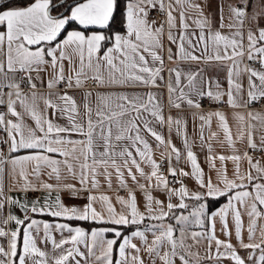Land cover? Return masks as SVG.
I'll use <instances>...</instances> for the list:
<instances>
[{
  "label": "crops",
  "instance_id": "0c3cea01",
  "mask_svg": "<svg viewBox=\"0 0 264 264\" xmlns=\"http://www.w3.org/2000/svg\"><path fill=\"white\" fill-rule=\"evenodd\" d=\"M34 2V0L32 1ZM30 2V3H32ZM51 2V0H50ZM84 0H80L76 3H82ZM137 2V0H132ZM164 4L163 11L160 8V0H152L151 3H144L141 7L148 13L151 9H157L160 13L165 15L164 24L153 23L146 16L147 23L151 26L153 33L155 29L162 27V32L157 35L158 45L153 46L152 50L161 57L163 63L160 61H153L148 53H142L148 61V66L153 69L159 68V75L155 78V84L145 85L139 81L126 80L119 72H113L112 69L103 60L99 61L100 68L97 70L95 65L97 61L93 60V67L91 69L85 67L84 72L87 78L81 77L83 84L81 87L75 86V73L80 70V61L78 56L74 55L71 49H67L68 55L71 57V63L68 59L63 60L64 77L68 78L72 76V87L62 88L61 82L57 83L55 87L49 89L47 87L48 81L53 78L54 72L59 71V65L57 69H53L50 65L51 58L45 56L46 63L41 65L40 71H33L30 73L32 76V83L35 84V88H31L27 80L26 73L16 72L8 73L10 78H14L20 83V91L28 103L31 104V96L35 92L37 96L36 108L39 112L46 116V118L52 122L55 126L71 128V123L68 119L69 113H61L59 108L65 107L64 103L57 97L58 95H64L65 93L72 97L77 106V114L74 115V120L77 124L83 125L85 131H87L88 117L85 115L84 103L85 93H91L88 97V105L92 109L91 119L93 122L97 120V110H102L106 114H110V111H120L117 105L127 103L117 99L119 96H126L129 100L134 97L140 99L136 101L139 103H147V96L151 93L155 97L156 110L163 116L164 122L161 124L153 116L147 112H141L143 119L148 121V126L156 133L163 137L164 143L161 144L155 140L147 131L144 130L143 124L140 120L136 123L140 127L141 137L149 144L151 149L152 160L155 163L164 157L168 162V175L158 174L167 181V186L159 184L155 177L151 180L147 177L151 174V165L146 161H142L139 156L136 155L135 148L131 145V142L127 139L123 141H115L112 143L116 145L115 151L119 152L124 147H127L129 151L133 153V158L140 164L144 176H141L134 166L129 164L132 173L135 175L136 180L133 181L128 175V170L123 165V159L119 156L115 157L116 163L121 165V172L123 173V179L125 181L124 187L119 183L116 176L115 169L108 167L107 172L110 174L109 180L105 178V168L103 165H96L97 182L96 187L92 186V169L91 167L86 170L87 182L81 184V164L84 163L83 146L76 145V152L72 153V145H53V147L63 148L70 154L65 157L57 152L46 153L42 149H27L18 148L16 151L10 150L11 140L8 136L6 128L9 120L22 123L24 127V134L27 136V129H35L34 121L28 116L24 109L20 106L19 101L15 104V109L20 113V121L17 118L11 116L7 112V101L9 91H14L7 87L3 88L4 95L0 97L4 103L0 104V114L4 116V125H0V231H3L5 235H0V249H3V253H0V264H21L20 257H24V264H55V261L62 255H67L69 249H73V253L64 264H104L103 261L96 259L101 254L100 246L94 245L92 240V232L103 231V239L105 241L115 239L117 243L113 245L112 262L116 264V261H121V264H138L133 257L138 256L139 261L143 264H162L160 259L155 254L149 255L146 251V247L151 245L154 239L153 232L159 234V225H170L174 230V238L177 241V255L171 257L173 264H182L181 256L188 261V264H234V261L230 258L231 252L234 250L238 256L244 261V264H257V260L261 255V248H264V237H262L261 230L264 229V215L260 217H252L255 220V229L252 239L249 240V226L251 223L248 212L251 210L253 203L257 204V210L264 214V206L259 205L255 201V193L253 191L254 185H264V109H249L244 110L243 104L248 97L249 92V73L247 68H251L256 71L264 72V67H261L259 62L255 65V61H259L257 56L253 60L248 59V33L251 31L254 36L258 37L259 29L264 28V15H261V10L264 9V0H162ZM29 3V4H30ZM72 4L66 12L62 14H55L49 12L53 18H64L70 16ZM126 1L124 8V30L121 35H126ZM28 4V5H29ZM26 5V6H28ZM171 5V9H169ZM198 6V7H196ZM25 7V6H24ZM230 7H237L245 11V16L240 19L243 20L241 24L237 18L230 11ZM9 7L0 11H7ZM171 10L174 17V26L169 28L168 25V12ZM181 12L184 15V25L181 26ZM256 15V19H253V15ZM196 21H200L203 24V28L197 25ZM75 23L79 28L67 29L61 37H58L56 41L41 42L39 45L28 46L30 50L35 51L37 48H43L45 51L49 48L55 49L58 44H62L66 38L67 33L70 31H80L84 35L102 34L103 31L99 27L90 26L85 29L78 23L70 21L69 23ZM68 23V24H69ZM67 24V25H68ZM223 25V26H221ZM231 25V27H230ZM66 27V26H65ZM7 27L0 25V34H6ZM203 32L204 41H200V35ZM219 32L221 35L228 37L230 40L237 41V51L240 50V45H243V56H237L233 60H217L215 56L219 53L221 56L224 54L223 44L217 48L213 41L209 40L210 35H214ZM239 33V35H237ZM114 34L103 49H101L98 55H103V52L107 48L112 47L114 44ZM171 34L172 39H169ZM183 36V39L181 37ZM103 42V41H102ZM101 42V44H102ZM183 47V52H180V47ZM257 47L264 46V41L257 40ZM232 49L229 48L228 52L231 53ZM57 55L59 52L57 51ZM196 56L198 59L192 60L190 56ZM171 56V58H169ZM7 59V42L0 45V63H4L6 69ZM137 62L138 59H137ZM118 67L122 66L119 61H115ZM85 64H87V58H85ZM229 69H232V80L235 84H239L240 90L237 92L236 88H232V94L236 107H231L228 104L227 93L229 91L228 85V73ZM110 72L115 78V83L110 80ZM180 73V83H176V73ZM99 75L103 78V85H100L98 81L92 79L93 76ZM144 75V74H142ZM194 76L191 84H189L188 77ZM21 77H25L21 80ZM253 83L259 86V80L256 77H252ZM0 82L3 78H0ZM90 83L91 86L87 87L86 83ZM169 85H171L173 91L169 93ZM27 88L26 90H24ZM181 90L186 94L185 99L179 100ZM260 89L257 88L256 91ZM211 91L214 95L219 93L220 99L218 101L227 104V107L219 109H203L201 107H190L187 103L188 99L194 101V103L200 105V100L204 95ZM204 93L203 96L198 93ZM99 97L105 99H98ZM45 97L50 99L58 109L52 108L45 109L43 99ZM171 97V102H170ZM15 99V96H13ZM216 100V99H214ZM107 103L108 107L104 105ZM175 103H179L180 107L174 106ZM151 107V106H150ZM220 113L226 121L230 135L231 144L225 137L223 129L220 127V120L216 116V113ZM251 114V115H249ZM134 116L135 113H132ZM205 119L202 121L200 117ZM237 116H242L243 120L236 119ZM172 117L173 123L171 126L168 124V118ZM258 117V118H253ZM129 117L125 116L121 119L127 120ZM179 119L180 124L177 125L175 121ZM45 130L47 126L44 125ZM99 132V129H96ZM7 136V147L1 145V140L4 136ZM113 133L115 134V128L113 127ZM36 136L39 137L42 134L37 130ZM215 134V135H213ZM59 136L64 139L73 141H82L86 137L77 134L75 131L60 133ZM201 136L203 139H201ZM249 136H251L252 144L255 147L249 146ZM55 138V134H53ZM15 139L19 141V136H15ZM174 146L180 153L179 160H177L176 154L171 151L169 146ZM187 142V148L185 147ZM103 141L98 139L94 133L93 136V152L96 153L95 159L97 161L102 158L99 153L103 151ZM99 145V147H98ZM142 147V146H140ZM211 149V151H209ZM253 149H260L261 153L258 156L250 154L248 151ZM191 151L197 160L199 169L202 172L200 179L205 185L211 181L213 186L219 189H224L225 185L221 182V177L226 176L228 180L234 181L236 184L243 183L245 187L231 189L225 195H217L210 197L207 195V188L201 187L197 183L196 177L192 174L191 162L187 159V152ZM36 154L47 155L51 160L56 161L55 164H46L40 162L38 173L36 161H24L22 158L26 156H32ZM87 162L92 165L93 156L88 153ZM239 156V161H233L228 159L230 156ZM220 156L225 157L223 161L219 159ZM251 164L257 165L261 171H257L256 168L250 166ZM209 157H212L210 160ZM17 161V163H13ZM68 165L72 166V171L69 172ZM175 170L176 174L173 176L169 173V168ZM239 168L241 176L245 177L244 180L237 179L236 169ZM53 168L57 171L53 172ZM23 172V176L21 173ZM187 173L182 175L181 173ZM251 175L252 180L249 181L246 177ZM57 175L59 179H57ZM170 177L178 179L181 183L179 185L170 183ZM50 185L51 188H45L44 185ZM140 185L144 187L141 188ZM71 186V187H69ZM181 186L187 189L188 195L183 197L185 208L174 207L168 216L163 220L151 219L150 214L145 207L147 201L145 195L149 194L153 197L152 207L154 212L151 215H159L156 201L162 202L163 210L168 211L167 204L169 203V189H179ZM239 191H249L252 196L246 199L245 203L241 205L239 201H233L234 207H228L226 209L225 224L221 222L220 213L221 209H224L229 204V199ZM129 192H132L136 197L137 208L140 213L144 215L143 221L137 224L118 225L109 222V213L107 212V206L100 200L101 196H107L109 203L115 209L117 214L125 211L124 207L117 202V198H123L127 200ZM193 194H200L201 199L196 200L193 198ZM95 197L91 202V206L95 211L102 215L103 219L97 221L91 216L87 220L82 219H68L64 216H54L51 212L57 211V198H59V204L64 208H76L79 212L83 213L84 208L89 204V197ZM220 196H226V199L216 207L208 210L207 200L217 198ZM170 202L173 205H179L181 197L172 194ZM23 205V207H22ZM35 205L37 211L33 212L32 208ZM47 205V206H46ZM200 205H204L202 214L199 219L203 221L202 224H197V217L192 213L199 210ZM240 213L242 222L241 226V240L244 244H260V248H244L236 238V229L234 221V213ZM15 217L16 220L23 221L22 224H17L16 220L9 219V217ZM186 216L187 221L177 223L176 217ZM35 221L36 223L29 229L28 225ZM86 223H94L96 225L87 226ZM49 226L47 230V236L45 235L44 225ZM57 225H68L73 229H80L85 235L80 242L75 245L64 244L62 247H55V244H59L62 239H70L75 233H70L65 229H58ZM134 226L132 229L125 233L124 227ZM28 230L32 239L34 240L35 247L43 252V257L32 254L31 252L25 254L24 252V230ZM151 229V230H150ZM184 231V249L179 247L180 233ZM17 232L16 237V252L17 255L11 254L10 241L12 239L11 233ZM140 231L144 233L147 244L141 241L139 237H133L132 233ZM116 232L120 233V236L115 235ZM201 233L203 235L197 236L195 240L192 238V233ZM227 233V234H226ZM215 236L223 243H230L232 249H225L221 246L217 249L215 240L209 241V236ZM124 237H131L130 244L135 245V248L128 247L125 249L124 257L120 256L119 244L123 242ZM54 242V243H53ZM89 247L92 248L91 254L89 253ZM137 249L139 251L137 252ZM165 251L171 253V247L164 242L160 248V253L163 255ZM80 253V254H77ZM191 253L192 255H189ZM252 256L249 259V256Z\"/></svg>",
  "mask_w": 264,
  "mask_h": 264
},
{
  "label": "snow or ice",
  "instance_id": "6c2138e0",
  "mask_svg": "<svg viewBox=\"0 0 264 264\" xmlns=\"http://www.w3.org/2000/svg\"><path fill=\"white\" fill-rule=\"evenodd\" d=\"M152 0H137V2H132L129 0L127 4V11L126 15V35L116 34L114 37V44L112 47L107 48L106 51L103 52V55H98L101 51V42L104 41L106 38L102 34H92V35H84L80 31H70L67 33L66 38L63 40L62 44H58L55 49L49 48L47 51L43 48H37L35 51L30 50L28 46L31 45H39L41 42H47L51 44V42L56 41L57 38L61 34V30L65 28V26L70 22L74 21L81 25L83 28L87 29L90 26H95L99 28H104L109 24L110 18H113V11L115 0H84L82 3H76L75 6L71 7V14L70 16L64 18H53L50 12V0H34V2L30 3L28 6L25 7H17L11 8L7 11H0V25H5L7 27L6 34H0V45L7 42V59H6V69L4 63H0V78H3V81H7L6 83L0 82V97L4 95L3 88L7 87L14 91H9L8 101H7V112L17 118V121H20V113H18L15 109V104L19 101L20 106L24 109V111L28 114V116L34 121L36 128H28L27 129V136L24 134V127L20 122H13L9 120L7 122L6 128L8 131L9 139L11 140L10 150L16 151L18 148H27V149H42L43 152L46 153H53L57 152L62 156L67 157L70 153L65 151L63 148L60 147H53V145H72L71 152H76V145L83 146L84 155V163L81 164V184L87 182V173L90 167L92 169V186L96 187L97 182L95 180L96 176V165H103L105 168V178L109 180L110 184V174L107 172V168L111 167L115 169L117 179L122 187L126 186L125 181L123 179V173L121 172V165L116 163L115 157L119 156L123 159L122 167L128 170L129 177L132 178L133 181L136 180L135 175L132 173L129 164L135 167L136 172H138L141 176H144V172L142 171L140 164L137 162L135 158H133V153L128 150L127 147H124L121 151L116 152L115 147L116 145L112 143L114 138L115 141H123L127 139L131 142V145L136 150V155L141 158L142 161H146L148 164L151 165L152 171L151 174L147 177V179L151 180L153 177L156 178L158 185L164 184L167 186V181L164 180L163 177L158 175L157 169L158 165L155 161L152 160L151 156V149L149 144L141 137L140 135V127L137 125L136 121L140 120L143 124L144 130L147 131L151 136L155 138L156 141L163 144L164 140L161 135L153 131L152 128L148 126V121L143 119L141 116V112H147L151 116H153L158 122L161 124L164 122L163 116L156 110L155 107V97L149 93L147 96V103H137L140 98L134 97L132 100H129L126 96H119L117 99L121 101H125L127 103V107L125 104L117 105L120 111H110V114H106L102 110H97L96 116L97 120L95 122L91 119L92 109L88 105V97L91 93H85V115L88 117L87 121V131H85L83 125H79L74 120V115L77 114V106L75 100L68 96L66 93L64 95H58V99L62 101L65 105L63 108H59L61 113H69L68 119L71 123V128L59 127L55 126L52 122H50L45 115L39 112L36 108V100L37 96L35 92H33L31 96L32 103L29 104L27 99L23 97L20 91V83L17 82L14 78H10L8 73L15 74L16 72L26 73L27 80L31 88H35V84L32 83V76L30 75L33 71H40L41 65L49 63L46 61L45 56L50 57V65L55 70L59 65V71L54 72L53 78L48 81L47 87L52 89L55 85L65 79L64 77V69L63 64L60 63L65 59L69 60L71 63V57L68 55L67 49H71L72 53L78 56L80 61V70L75 73V86L81 87L83 84V80L81 77L87 78L86 73L84 72L85 67L91 69L93 67V60L97 61L95 67L98 70L100 68L99 61L103 60L112 69L113 72H119L121 76H123L126 80L131 81H139L145 85H153L155 84V78L159 75L160 69L156 68L153 69L152 67L148 66V61L146 60L145 56L142 53H148L152 60L160 61L162 64L163 61L160 56L157 55L155 51L152 50L153 46L158 45L157 35L162 32V27L155 29V34L153 33L151 26L147 23L146 16L147 13L144 11V8L141 7L144 3H151ZM177 3H180V0H177ZM198 7V6H196ZM160 8L163 11L164 4L162 0H160ZM169 9H171V5H169ZM230 11L233 15L237 18V20L242 24L243 20L240 18L245 16V11L237 8V7H230ZM261 15H264V9L261 10ZM253 19H256V15H253ZM184 15L181 12V26L186 27L183 23ZM168 25L169 28L174 26V17L172 16L171 10L168 12ZM155 23V21H153ZM197 25L203 28V24L200 21H196ZM223 26V25H221ZM231 27V25H230ZM239 35V33H237ZM169 39H172L171 34H169ZM183 39V36L181 37ZM209 40L213 41L217 48L220 47L221 43L223 44L224 54L221 56L219 53L215 56L217 60H233L237 56H243V45H240V50L237 51V41L230 40L228 37L221 35L219 32H216L214 35L209 36ZM257 40L264 41V28L259 29L258 37L254 36V34L249 31L248 33V42H249V49H248V59L253 60L257 56L259 57V62L261 67H264V46L257 47ZM200 41H204L203 32L200 35ZM231 48L232 51L229 54L228 49ZM57 51L59 55H57ZM180 52H183V47H180ZM85 58H87V64H85ZM171 58V56L169 57ZM192 60L198 59L196 56H190ZM137 59L139 62H137ZM119 61V64L122 66L118 67L115 61ZM246 71L249 73V102L256 101L259 98L264 97V72L256 71L251 68H247ZM144 74V75H142ZM110 80L115 83V78L110 72ZM252 77H256L259 80V86H257L252 81ZM25 77H21V80ZM194 76H189V84H191L192 80H194ZM92 79L99 82L100 85H103V78L99 75H95ZM72 76L67 78L68 87H72ZM176 83L179 85L180 83V73H176ZM228 85L229 91L227 93L228 96V104L231 107L238 106L235 103L232 88L235 87L237 92L240 90V85L235 84L232 80V69H229L228 73ZM259 88V91L256 89ZM169 93L173 91L171 85H169L168 89ZM198 95L203 96L204 93H198ZM210 98L219 100L220 94H213L211 91L207 93ZM15 96V99H13ZM186 94L181 90L180 95L178 97L179 100L185 99ZM43 99V103L45 109L52 108L54 110L58 109V106L55 105L50 99L41 97ZM98 99H105L98 96ZM171 102V97H170ZM3 99H0V104H3ZM187 103L190 107H200L199 104L194 103L193 100L188 99ZM106 108L108 107L107 103L104 105ZM151 106V107H150ZM175 107L179 108V103L174 104ZM132 113H135L133 116ZM251 115V114H249ZM128 116L127 120L121 119L122 117ZM216 116L220 120V127L223 129L226 139L228 140L229 144H231V135L226 124L225 118L220 114L216 113ZM258 118V117H253ZM203 121L205 118L203 116L200 117ZM236 119L243 120L242 116H237ZM173 123L172 117L168 118V124L171 126ZM177 125L181 122L179 119L175 121ZM4 116L0 114V125H4ZM44 125L47 126V130H45ZM113 127L115 128V134L113 133ZM99 129V132H96V129ZM39 131L42 135L37 137L35 132ZM75 131L79 135H83L86 137L85 140L82 141H73L69 139H64L59 136L60 133L72 132ZM94 133L97 135L98 139L103 141L102 147L103 151L99 153L102 158L99 161L95 159L96 153L93 152V136ZM53 134H55V138H53ZM215 135V134H213ZM15 136H19V141L15 139ZM201 139L203 137L201 136ZM142 146V147H140ZM169 146L171 147V151L176 154L177 160H179L180 153L174 147L171 146V142L169 141ZM249 146L255 147L252 144L251 136H249ZM99 147V145H98ZM185 147L187 148V142H185ZM211 151V149H209ZM88 153H91L93 156L92 165H89L87 162L88 160ZM249 159L250 166L256 168L259 172L261 169L257 165L251 164L250 157ZM24 161H36L37 162V173L39 169L40 162H44L46 164H55L56 161L51 160L47 155L36 154L32 156H26L22 158ZM187 159L191 162L192 165V174L196 177L197 183L200 184L201 187L207 188V195L210 197L217 196V195H225L228 191L235 188L243 189L245 185L243 183L236 184L234 181H230L227 179L226 176L221 177V182L224 183L225 188L219 189L213 186L211 181L205 185L203 181L200 179L202 172L198 167L197 160L195 155L189 150L187 152ZM211 160L212 157H209ZM219 159L223 161L225 157L220 156ZM228 159L233 161H239L240 157L233 155L228 157ZM13 163H17V161H13ZM69 172L72 171V166L68 165ZM57 169L53 168V172H56ZM169 173L171 175H175L176 172L171 167L169 168ZM182 175H187V173H181ZM23 172L21 176H23ZM236 176L237 179L241 181L245 179V177L241 176L239 173V168L236 169ZM249 181L252 180L251 175L249 174L246 177ZM57 179L59 176L57 175ZM45 188H51L50 185H44ZM71 187V186H69ZM143 188V185H140ZM253 191L255 193L254 199L259 203V205L264 206V185L256 184L254 185ZM172 194H175L181 197V202L179 205H173L170 202V197ZM188 192L187 189L181 186L179 189H169V203L167 204L168 211L165 212L163 210L162 202L157 200L156 205L159 211V215H151L154 212L152 207V200L153 197L149 194L145 195V200L147 201L145 207L147 212L150 214L151 219L156 220H163L165 217L168 216L169 212L174 207L185 208L186 205L183 202V197L187 196ZM252 196V193L249 191H239L234 196H231L229 199V204L220 210L221 222L225 224V213L228 207H234L233 201H239L241 205H243L247 198ZM193 198L196 200H200L202 197L200 194H193ZM89 204L84 208L83 213L79 212L76 208H64L59 204V198H57V211L51 212V215L54 216H64L68 219H82L87 220L89 216L97 221L103 219L102 215L97 213L95 209L92 208L91 202L95 199V197H89ZM102 200L105 205L107 206V212L109 213V222L118 224V225H128V224H137L143 221L145 218L142 213L139 212L136 204V197L132 192H129L127 200L118 197L117 202L120 203L125 211H122L120 214L115 212V209L109 203V198L107 196H101L99 198ZM47 206V205H46ZM23 207V205H22ZM204 205H200L199 210H196L192 213L193 216L197 217L196 223L202 224L203 221L199 219V216L202 214V210ZM33 212H36L37 209L35 205L32 208ZM264 214L260 213L257 210V204L253 203L251 205V210L248 212V216L250 217L251 223L248 229L249 232V240L252 239L253 232L255 229V220L251 219L252 217H260ZM9 219L16 220L15 217H9ZM177 223H181L188 220L186 216H178L176 217ZM234 221H235V229H236V238L241 243L242 247L244 248H260V244H244L241 240V218L240 213L237 211L234 213ZM16 223L22 224L23 221L16 220ZM36 222L32 221L31 224L28 225L30 229ZM160 231L157 235L153 232L154 239L152 240L151 245L146 247V251L149 255L155 254L156 257L160 259L162 264H173L171 257H175L177 255V241L174 238V230L173 228L168 225L165 226L163 224L158 226ZM45 228V235L47 236V230L49 226L47 224L44 225ZM58 229H65L70 233H75L72 235L70 239H62L59 244H55L54 246L59 248L62 247L64 244H72L75 245L82 240L84 237V233L76 228H70L68 225H57ZM151 230V229H150ZM262 237H264V229L261 230ZM227 234V233H226ZM0 235H5L3 231H0ZM92 240L94 245H99L101 248V254L96 257L97 260L103 261L104 264H113L112 262V251L113 245L117 243L115 239L105 241L103 239L104 233L103 231H94L92 232ZM115 235L117 237L120 236L119 232H116ZM193 240L197 238V236H201L203 234L193 232L192 234ZM133 237H139L142 242L147 244L145 240V236L143 232L136 231L132 233ZM11 241H10V248L11 254L13 256L17 255L16 252V237L17 232L11 233ZM180 241L179 247L184 249V231L181 230L180 233ZM131 237H124L123 242L119 244V253L121 257L125 255V249L128 247L135 248V245L130 244ZM209 241L215 240L217 249L223 246L225 249H232V245L230 243H223L219 239H216L215 236H209ZM167 242L168 245L171 247V253L165 251L163 255L160 253V248ZM264 243V240H262ZM139 249H137V252ZM24 252L25 254L31 252L34 255L43 257L45 254L39 251L35 247L34 240L32 239L29 231L26 229L24 230ZM92 248L89 247V253L91 254ZM0 253H3V249H0ZM73 253V249H69L67 255L60 256L59 259L55 261V264H64V262L71 256ZM80 254V253H77ZM189 255H192L189 253ZM230 258L234 261V264H244V261L236 254L233 250L231 252ZM252 256H249L251 259ZM138 264H143L142 261H139V257H133ZM182 264H188V261L184 259L183 256L180 257ZM21 264H24V257H20ZM116 264H121V261H116ZM257 264H264V248H261V255L257 260Z\"/></svg>",
  "mask_w": 264,
  "mask_h": 264
},
{
  "label": "trees",
  "instance_id": "16d2710c",
  "mask_svg": "<svg viewBox=\"0 0 264 264\" xmlns=\"http://www.w3.org/2000/svg\"><path fill=\"white\" fill-rule=\"evenodd\" d=\"M33 0H0V10L9 8V7H24L28 5ZM61 0H51L50 2V11L59 14L66 12V10L74 3L80 1V0H64L63 2H60ZM70 1H75L69 6H67V3ZM127 0H115L114 5V11H113V18H110L109 24L101 28L100 30L104 32L106 35V39L101 44V49H103L107 44L110 43V40L112 36L116 33H121L124 30V8ZM79 28L75 23L71 22L64 29L61 30V34L59 37H61L64 32L69 28ZM226 199V196H220L213 199L207 200V209L210 210L217 205H219L221 202H223ZM87 226L96 225L94 223H86ZM134 226H128L123 228V232L125 233L128 230L132 229Z\"/></svg>",
  "mask_w": 264,
  "mask_h": 264
},
{
  "label": "built area",
  "instance_id": "2783aa9c",
  "mask_svg": "<svg viewBox=\"0 0 264 264\" xmlns=\"http://www.w3.org/2000/svg\"><path fill=\"white\" fill-rule=\"evenodd\" d=\"M147 18L151 21H155V23L157 24H164L165 22V15L163 13H160L157 9H151L148 11L147 13ZM255 65L259 64V61H255L254 63ZM86 86L89 87L91 86V84L88 82L86 83ZM61 87L62 88H67L68 87V82H67V78L65 77V79L63 81H61ZM27 88H25L24 90H26ZM200 107L203 109H219V108H224L227 107V104L218 100H214L213 98H210L208 95H204L201 100H200ZM242 108L244 110H249V109H264V97L259 98L256 101H252L249 102V99H247L245 101V103L243 104ZM1 145L3 147H7V136L4 133V136L1 140ZM250 154L254 155V156H258L261 153L260 149H253L251 151H248ZM156 164L159 166L157 169L158 174H163V175H168V162H167V158L164 157L162 159H159ZM170 183L172 184H176L179 185L181 182L174 178V177H170Z\"/></svg>",
  "mask_w": 264,
  "mask_h": 264
},
{
  "label": "water",
  "instance_id": "95a60500",
  "mask_svg": "<svg viewBox=\"0 0 264 264\" xmlns=\"http://www.w3.org/2000/svg\"><path fill=\"white\" fill-rule=\"evenodd\" d=\"M64 0H61L60 2H63ZM73 2H75V1H70V2H68L67 3V6H69L70 4H72ZM59 14H62V12L61 13H59Z\"/></svg>",
  "mask_w": 264,
  "mask_h": 264
}]
</instances>
